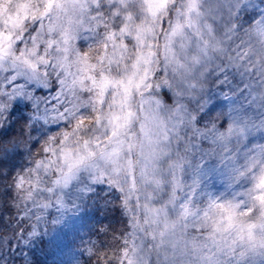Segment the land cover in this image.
Instances as JSON below:
<instances>
[{
  "label": "snow or ice",
  "instance_id": "obj_1",
  "mask_svg": "<svg viewBox=\"0 0 264 264\" xmlns=\"http://www.w3.org/2000/svg\"><path fill=\"white\" fill-rule=\"evenodd\" d=\"M222 2L0 0V121L23 103L29 126H57L13 178L18 227L0 237V264H37L41 224L63 215L73 186L127 218L103 264H264V140L253 136L264 131V8L245 29L260 46L253 61L229 45L255 0ZM81 31L95 53L73 45ZM209 78L237 100L227 122L200 127L184 98H200ZM202 140L232 173L224 196L184 181Z\"/></svg>",
  "mask_w": 264,
  "mask_h": 264
},
{
  "label": "clouds",
  "instance_id": "obj_2",
  "mask_svg": "<svg viewBox=\"0 0 264 264\" xmlns=\"http://www.w3.org/2000/svg\"><path fill=\"white\" fill-rule=\"evenodd\" d=\"M203 7L222 8L223 2L222 0H203ZM260 9V5L256 3L255 8L245 9L240 14V28L232 37L229 45L233 51L237 47L242 52L251 49L246 52V55L253 61L258 60L260 46L254 39H250L245 29L248 28L250 22L259 18ZM32 26L33 23L29 21L25 31L31 29ZM88 35L87 32L81 31L78 38L74 39L72 43L74 46L82 47L84 51H87L91 46L95 53L99 49V42L94 44L91 39L87 38ZM161 78L157 77V79ZM206 84L200 98L185 97L184 102L189 103L190 109L199 118L200 127H204L209 120H215L217 125L223 124L230 119L229 108L237 100V97L225 98L215 84L214 78H209ZM175 86L182 87V85ZM157 91L161 98L167 92L168 96L172 97L173 103L177 100V97L168 88ZM205 100L207 103L202 109L200 104ZM10 111L11 117L0 121V171L4 169L10 171L14 168L19 171L31 167L33 160L40 157L41 147L47 135L50 134L49 129L57 127L56 125L41 126L39 124L29 126L26 123L29 109L23 103L16 110L10 109ZM249 111L259 118L258 113L261 109L253 106ZM253 136L257 141L264 140V131H256ZM211 148L213 145L210 141L202 140L199 150L189 153L183 174L184 181L187 185H193L194 181L198 182L195 186L202 193L224 196L232 191L230 185L233 184V176L229 167L221 163L219 156L210 151ZM66 192V206L63 215L53 211V216L41 224V237L32 246L35 250L37 264H77V262L78 264H90L89 257L92 254L87 251V245L84 248H78L76 244L83 229L86 227L91 229L89 224L91 210L94 202L98 201L89 200L87 197L77 198L76 186L67 189Z\"/></svg>",
  "mask_w": 264,
  "mask_h": 264
},
{
  "label": "trees",
  "instance_id": "obj_3",
  "mask_svg": "<svg viewBox=\"0 0 264 264\" xmlns=\"http://www.w3.org/2000/svg\"><path fill=\"white\" fill-rule=\"evenodd\" d=\"M17 172L18 169L16 168L10 171L8 169L0 171V216L3 217V224H0V237L11 238L12 229L18 227L14 220L17 209L12 203L15 192L11 187ZM126 220L127 218L122 215L118 205H105L103 201L94 202L89 220L91 229L86 227L84 235L80 236V241L76 244L78 248H84L85 245L87 247L91 244L95 245L93 254L89 257L90 264H103L105 260H114L120 242L113 237H118L125 230ZM105 227L108 228L106 233L100 231ZM24 251L26 253L28 249L25 248ZM6 258L9 264L10 261L14 264H21L19 257L15 261L12 260L11 256Z\"/></svg>",
  "mask_w": 264,
  "mask_h": 264
},
{
  "label": "rangeland",
  "instance_id": "obj_4",
  "mask_svg": "<svg viewBox=\"0 0 264 264\" xmlns=\"http://www.w3.org/2000/svg\"><path fill=\"white\" fill-rule=\"evenodd\" d=\"M256 3H258L260 5L261 8H264V0H255ZM84 231L85 229H83L81 235H84ZM82 238V237H81ZM80 240L78 239L77 242H79ZM10 264H14L12 261H10Z\"/></svg>",
  "mask_w": 264,
  "mask_h": 264
}]
</instances>
